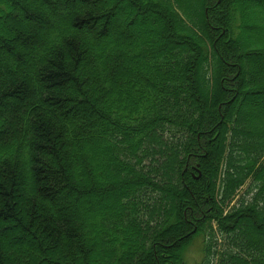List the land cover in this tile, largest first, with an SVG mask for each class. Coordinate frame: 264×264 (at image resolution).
I'll return each instance as SVG.
<instances>
[{"label":"trees","instance_id":"trees-1","mask_svg":"<svg viewBox=\"0 0 264 264\" xmlns=\"http://www.w3.org/2000/svg\"><path fill=\"white\" fill-rule=\"evenodd\" d=\"M199 236L264 264V0H0V264Z\"/></svg>","mask_w":264,"mask_h":264},{"label":"rangeland","instance_id":"rangeland-1","mask_svg":"<svg viewBox=\"0 0 264 264\" xmlns=\"http://www.w3.org/2000/svg\"><path fill=\"white\" fill-rule=\"evenodd\" d=\"M196 1V0H193ZM250 179L244 184V186L240 189L238 195L236 196L235 200L232 203H235L238 197L245 192ZM213 223H216V220H213ZM205 258V252L203 251L202 246V236L196 237L193 243L187 250L186 259L188 262L192 264H197L199 262H203Z\"/></svg>","mask_w":264,"mask_h":264},{"label":"water","instance_id":"water-1","mask_svg":"<svg viewBox=\"0 0 264 264\" xmlns=\"http://www.w3.org/2000/svg\"><path fill=\"white\" fill-rule=\"evenodd\" d=\"M201 175V171L199 170V174H198V176H200Z\"/></svg>","mask_w":264,"mask_h":264}]
</instances>
